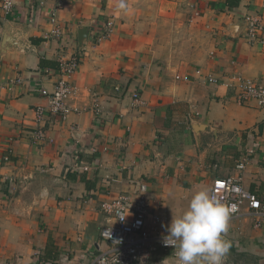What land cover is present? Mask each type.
<instances>
[{
  "label": "crops",
  "instance_id": "obj_1",
  "mask_svg": "<svg viewBox=\"0 0 264 264\" xmlns=\"http://www.w3.org/2000/svg\"><path fill=\"white\" fill-rule=\"evenodd\" d=\"M119 2L18 1L8 14L0 6V264H51L36 257L49 244L54 264H92L111 249L100 232L114 220L102 203L140 184L168 225L216 179L241 176L264 204V107L240 103L231 81L264 85V35L250 41L244 23H264V0H124L126 10ZM109 20L113 32L96 43ZM76 52L74 111L37 122L60 56ZM228 223L224 264H264V223L246 208ZM143 264L176 259L158 248Z\"/></svg>",
  "mask_w": 264,
  "mask_h": 264
},
{
  "label": "built area",
  "instance_id": "obj_2",
  "mask_svg": "<svg viewBox=\"0 0 264 264\" xmlns=\"http://www.w3.org/2000/svg\"><path fill=\"white\" fill-rule=\"evenodd\" d=\"M18 1H24L28 5L44 7L50 1L60 4L64 0H0L1 9L10 13ZM51 22L57 21L56 13L50 18ZM246 36L252 41L261 40L264 35V23L260 16L247 15L244 17ZM114 30V22L107 21L102 34L96 38V43L108 39ZM55 39L63 38L64 30L56 28L52 31ZM59 79L51 94L48 95V106L38 107L35 110L36 121L43 123L48 116H55L62 120L74 111L70 105L71 98L76 94L77 87L72 79L79 70L81 55L76 52L67 57L61 55L58 60ZM197 73H200L199 71ZM176 80L189 81L188 76L175 77ZM207 82L214 85L229 86L224 80L214 77H207ZM231 81L237 89V99L240 103L255 101L259 106L264 107V85L258 84L240 75L232 76ZM133 101L136 106L141 105L140 94L135 93ZM44 133L41 129L36 130V140H42ZM249 163L245 158L238 164V170L243 172ZM241 176L216 179L212 191L216 197L226 206L233 209L230 219L242 215L244 208L255 218L256 226L264 223V204L259 197L247 190L243 185ZM103 212L113 218L114 224L104 227L101 230V238L111 245V249L98 255L92 264H143L158 248L173 251L175 257L176 249L163 244V237L167 235L166 227L168 219L161 212H153L148 196L147 186L140 184L134 194H121L117 198L103 202ZM229 219V220H230ZM36 257L40 259V254Z\"/></svg>",
  "mask_w": 264,
  "mask_h": 264
},
{
  "label": "clouds",
  "instance_id": "obj_3",
  "mask_svg": "<svg viewBox=\"0 0 264 264\" xmlns=\"http://www.w3.org/2000/svg\"><path fill=\"white\" fill-rule=\"evenodd\" d=\"M118 8L126 10L124 0ZM233 209L223 204L209 187L192 195L186 210L173 215L163 244L175 251L176 264H224L232 243L225 236Z\"/></svg>",
  "mask_w": 264,
  "mask_h": 264
},
{
  "label": "trees",
  "instance_id": "obj_4",
  "mask_svg": "<svg viewBox=\"0 0 264 264\" xmlns=\"http://www.w3.org/2000/svg\"><path fill=\"white\" fill-rule=\"evenodd\" d=\"M54 249L55 248L51 244H49L46 251L43 254H40V259L44 260L46 263L47 261H49L51 262V264H54L53 261L57 259V254L55 253Z\"/></svg>",
  "mask_w": 264,
  "mask_h": 264
}]
</instances>
